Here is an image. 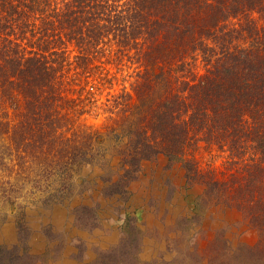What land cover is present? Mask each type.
I'll return each instance as SVG.
<instances>
[{"label":"trees","instance_id":"1","mask_svg":"<svg viewBox=\"0 0 264 264\" xmlns=\"http://www.w3.org/2000/svg\"><path fill=\"white\" fill-rule=\"evenodd\" d=\"M108 155L128 179L104 189L164 158L184 183L157 189L202 220L192 239L264 264V0H0V205L27 208V164L59 171L38 189L59 201Z\"/></svg>","mask_w":264,"mask_h":264},{"label":"rangeland","instance_id":"2","mask_svg":"<svg viewBox=\"0 0 264 264\" xmlns=\"http://www.w3.org/2000/svg\"><path fill=\"white\" fill-rule=\"evenodd\" d=\"M134 75V68H125L113 93L124 87L130 91ZM101 122L89 119L87 124ZM104 158L78 169L59 201H47L38 191L53 182L59 187V171L27 164L32 174L21 200L27 208L0 205V264H234L213 233L192 239L202 220L181 201L167 209V192L157 188L168 178L182 185V170L167 171L161 158L146 163L126 193H113L104 189V179L126 175L121 159Z\"/></svg>","mask_w":264,"mask_h":264}]
</instances>
